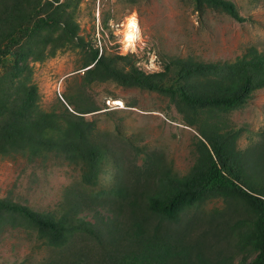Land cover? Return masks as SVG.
<instances>
[{
	"label": "rangeland",
	"instance_id": "rangeland-1",
	"mask_svg": "<svg viewBox=\"0 0 264 264\" xmlns=\"http://www.w3.org/2000/svg\"><path fill=\"white\" fill-rule=\"evenodd\" d=\"M229 1L244 22L220 9L198 5L196 0H43L41 17L55 18L57 23L50 21L32 29L15 50L29 56V85L37 87V104L48 121L43 126L47 139L67 138L69 127L93 122L94 138L108 153L91 181L95 184L85 180L82 160H72L56 145L19 147L0 154V198L56 220L70 216L100 224L108 212L95 196L114 186L120 174L117 160L141 164L146 152L162 154L183 176L196 163L203 127L234 132L235 149L243 154L260 144L264 89L253 93L239 108L196 112L168 95L123 86L108 77L92 80L87 75L91 66H86L92 63L96 50L120 68L133 66L147 74L164 72L176 59L234 62L251 46L264 51V0ZM14 3L4 0L8 8ZM8 16L10 21L0 24L1 40L11 29ZM130 18L140 27L134 45L125 36ZM70 19L73 30L67 24ZM11 74L0 69V87ZM176 76V70L168 73V78ZM23 80L29 81L28 76ZM225 207L223 200L215 199L203 210L209 214ZM42 234L24 216L4 213L0 220V264H49L62 248L50 244L46 239L50 236ZM79 238L90 237L81 230L73 240ZM240 257L237 255L233 264H239Z\"/></svg>",
	"mask_w": 264,
	"mask_h": 264
},
{
	"label": "trees",
	"instance_id": "trees-1",
	"mask_svg": "<svg viewBox=\"0 0 264 264\" xmlns=\"http://www.w3.org/2000/svg\"><path fill=\"white\" fill-rule=\"evenodd\" d=\"M196 2L245 21L229 0ZM42 3L15 0L8 8L0 0V24L10 21L8 15L12 19L11 29L0 39V69L12 73L0 87V154L19 147L56 145L72 160H82L85 180L95 184L91 181L108 152L94 138V123L69 127L67 138L47 139L43 126L48 121L37 104L38 90L29 85V56L15 50L32 29L57 23L55 18L41 17ZM67 24L74 25L71 19ZM89 66L87 75L92 80L108 77L123 86L165 94L196 112L239 108L264 89V51L255 46L234 62L176 59L164 72L153 74L133 66L120 68L99 50L93 52ZM172 70L177 76L168 78ZM26 76L29 81H21ZM17 87L21 91L11 93ZM200 136L196 163L183 176L162 154L146 152L141 164L117 160L120 174L114 186L95 196L108 212L100 224L70 216L56 220L1 198L0 220L4 213L19 214L42 236L49 235L48 242L62 248L49 264H233L237 255H241L239 264H264V133L262 142L248 154L235 149L234 132L203 127ZM215 199L223 200L226 209L206 213L203 206ZM81 230L90 238L73 240Z\"/></svg>",
	"mask_w": 264,
	"mask_h": 264
},
{
	"label": "bare ground",
	"instance_id": "bare-ground-1",
	"mask_svg": "<svg viewBox=\"0 0 264 264\" xmlns=\"http://www.w3.org/2000/svg\"><path fill=\"white\" fill-rule=\"evenodd\" d=\"M140 27L138 21L130 18L127 24L126 40L129 44L134 45L139 39Z\"/></svg>",
	"mask_w": 264,
	"mask_h": 264
},
{
	"label": "built area",
	"instance_id": "built-area-1",
	"mask_svg": "<svg viewBox=\"0 0 264 264\" xmlns=\"http://www.w3.org/2000/svg\"><path fill=\"white\" fill-rule=\"evenodd\" d=\"M115 103H116V102H115ZM115 106H119V105L115 104Z\"/></svg>",
	"mask_w": 264,
	"mask_h": 264
},
{
	"label": "water",
	"instance_id": "water-1",
	"mask_svg": "<svg viewBox=\"0 0 264 264\" xmlns=\"http://www.w3.org/2000/svg\"><path fill=\"white\" fill-rule=\"evenodd\" d=\"M91 68V67H90Z\"/></svg>",
	"mask_w": 264,
	"mask_h": 264
}]
</instances>
